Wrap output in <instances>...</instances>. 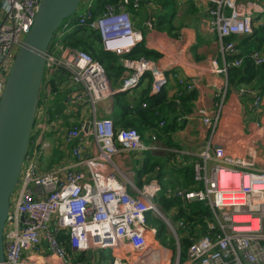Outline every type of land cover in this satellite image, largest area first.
<instances>
[{"label":"built area","instance_id":"2783aa9c","mask_svg":"<svg viewBox=\"0 0 264 264\" xmlns=\"http://www.w3.org/2000/svg\"><path fill=\"white\" fill-rule=\"evenodd\" d=\"M203 1L221 43L232 34H250L264 17V10L254 2L244 3L248 0H240L242 4L239 0H211L210 7ZM39 4L40 0H0V98ZM130 4L132 0H110L100 8V0H83L78 14L65 19L56 33L46 77L57 85L58 96L68 105L65 115L77 116L78 121L66 128L50 119L48 99L54 93L49 84L47 102L44 106L42 96L20 182L11 199L4 232L5 263L149 264L158 253L152 245L159 243L158 228L149 219H159L166 223L177 248L176 257L165 258L167 264H182L183 240L191 264H264V166L256 164L258 157L252 147L249 156H235L221 147L211 151L208 143L201 152L202 161L193 163V184L178 188L163 189L157 178L137 182L115 162L120 150L158 149L157 134H148L151 141L147 145L138 129L120 127L113 118L98 116V104L111 100L117 91L138 86L149 73L151 92L158 93L169 75L153 60L124 57L121 63L130 75L121 87L114 88L103 64L88 51L69 45L68 34L87 25L99 33L105 51L119 56L130 53L143 39L134 26ZM225 43L226 54L239 53L233 42ZM251 57L255 64L264 62V47L255 49ZM231 65L243 66L244 58ZM179 81L184 82L181 77ZM190 88H195L194 82ZM242 91L255 96L252 107L259 109L261 95L255 90ZM197 113L204 116L205 123L213 117L214 128L222 118L221 111L211 117L205 109ZM54 131L59 133L62 148L69 146L70 152L64 150L62 161L47 169L48 152L60 140L51 138ZM162 192L179 199L178 209L186 213L191 212V203L205 204L210 223L207 231H201L199 222L174 219L178 210L161 206Z\"/></svg>","mask_w":264,"mask_h":264},{"label":"crops","instance_id":"0c3cea01","mask_svg":"<svg viewBox=\"0 0 264 264\" xmlns=\"http://www.w3.org/2000/svg\"><path fill=\"white\" fill-rule=\"evenodd\" d=\"M205 1L209 7L213 5L211 0ZM143 2L140 3L139 0L138 5L132 3L128 7L131 12L133 11L135 28L140 30L143 36V39L137 44L136 48L139 44L144 43L146 47L159 53V56H155L154 59L150 60L155 61L169 75L165 89L170 99L177 95L179 85H181L173 77L175 73L180 75L179 78H190L191 83L194 82L198 94L194 102V110L190 114L191 116L187 119L180 118L182 123H178L180 127L172 134L175 145H168L157 135L158 149L153 150L151 154L155 155L161 152L163 154L175 153L170 166L175 170L172 172L176 174V171L181 167L189 165L193 167V163L202 161L201 152L206 148L208 143H210L211 151L216 149L215 146H219L224 148L226 153L235 156H249L248 149L252 147L251 152L255 153L258 157L256 164L263 167L264 146L261 145V134L264 130V96H261L262 102L260 108L253 109L252 104L255 96L242 91L246 89L243 84L234 85L229 83L228 54L222 49L217 30H212L214 18L207 11L205 2L203 0H174V5L170 4L165 7H162L163 4H160L158 1L143 0ZM251 2L262 4L260 1ZM256 6L264 10V5L262 7L256 4ZM261 13L264 14V12ZM262 20H264L263 16L258 21ZM129 75L130 71L124 68L122 77L125 79ZM149 75L151 74L149 73L142 78L138 86L122 91V93L127 95L129 101H132L131 104L139 103L140 97L149 84ZM122 85L123 82L114 88H119ZM151 91L150 89L149 95L160 93H152ZM117 92L119 93V91ZM255 92L257 93L258 91L255 90ZM58 97V95L52 94L48 99L50 119L53 120L54 124H62L66 128H69L78 121V117L73 116L72 118L71 115L66 116L64 111L58 109L56 106ZM115 101V95H113L111 100L100 102L97 106V109L100 108L98 116L111 117L117 122V125H122L124 110L122 106H118L119 110L116 113ZM200 109H205L210 117L217 111H221L222 118L218 126L214 128L212 124L213 117H211V122L205 123L204 116L197 113ZM162 121L164 120H160L159 123L160 128H164L167 123L164 122L161 125ZM151 132L156 133L154 129H150L146 131L143 138L148 140V134ZM53 134H56L53 139L54 141L60 139L59 133L54 131L52 132ZM61 144V139L54 143L51 152H48V156L44 162L45 168L50 169L58 165L62 161V159L60 161L59 157L63 156L64 150L70 152L69 146H66L65 149L62 148ZM55 154L58 156V159L53 161L51 165ZM138 159L139 156L133 155L132 151L120 150V154L115 156V162L120 168L129 172L137 182L140 181L142 183L146 180V175L142 172H135L134 166L137 165ZM210 163L212 164L214 161ZM172 208L177 209L179 212L184 211L185 214V210L183 208L178 209L177 205H173L168 210ZM205 213L203 210L198 219L202 232H206L207 226L210 224L207 221L209 216L205 217ZM192 214L193 211L180 217H178L179 214L177 216L175 214L176 217L174 216V219L183 218L194 224L196 220L193 219V221L189 218ZM212 218L213 216L211 215L210 219ZM151 222L158 228L156 241L159 243L158 245H152L158 253L154 254V258L149 264H167L165 258L169 259L171 256L174 258L177 255L175 239L171 235L166 223L161 221V225L159 223L156 224L155 219L151 220ZM183 241L180 263L191 264L186 254L187 241Z\"/></svg>","mask_w":264,"mask_h":264},{"label":"trees","instance_id":"16d2710c","mask_svg":"<svg viewBox=\"0 0 264 264\" xmlns=\"http://www.w3.org/2000/svg\"><path fill=\"white\" fill-rule=\"evenodd\" d=\"M109 1L110 0H100V8ZM153 1H158L160 4H163L162 7H165L166 5L169 6L170 4L174 5L175 3L174 0ZM257 1H260L264 5V0ZM132 3L134 4V0H132ZM140 3H144L143 0H140ZM131 14L132 17H134L133 11ZM225 41L233 42L239 52L235 55L228 54L227 56L229 83L234 85L243 84L247 90H256L263 97L264 62L255 64L251 54L255 49L264 47V20L256 22L253 26V31L250 34H232L231 36H228ZM68 43L73 47H80L88 51L94 58L98 59L106 69L113 87L119 86V84L124 80V77H122L124 70V67L121 65L122 58H145L150 60L154 59L155 56H159V53L149 49L144 43L139 44L136 49L123 56L105 51L102 48L99 33L87 25L77 26L75 30L68 34ZM242 57L244 58L243 66L237 67L231 65L235 59ZM179 76L180 75L178 73L173 74V77H175V79H177L180 83ZM149 77V84L143 95L140 97L139 103L131 104L132 101H129L125 93L119 92L115 95V106H122L124 110L122 125L119 126L136 128L143 137H145L146 131L154 129L160 139L168 143V145H175L172 134L180 127L178 124L181 122L180 118L187 119L193 112L194 102L198 96L197 91L195 88H190V78H183L184 82L179 85L177 95L174 98L170 99L168 97V92L165 88L158 94L149 95V90L152 85L151 75H149ZM52 84L53 86L51 92L54 94L57 92L58 95L59 91L57 85H55V83ZM143 102L146 103L145 108L141 106ZM160 120H164L163 122L165 123L167 122L164 128L159 127ZM62 154L65 156L64 153ZM63 156L59 157L60 160ZM173 157H175V153L151 154L146 159L142 167V173L146 175V181L151 178H157L162 184L163 189L167 187L178 188L191 186L193 184L194 168L191 165L181 167L176 171V174H174L173 172L175 170H173L170 166V163L173 161ZM57 159L58 158H53L51 165L53 164V161H56ZM159 202L164 209L168 210L173 205H178L180 200L174 197H167L165 193L162 192ZM189 206L191 212L193 211L194 214V216L190 215L189 218L192 220L195 219L196 222H198L199 216L203 210L207 212V206L203 203L194 202L189 204ZM178 212V217L186 214V211L185 214L184 211ZM149 220L151 221L153 219ZM155 221L156 224L159 223L161 225V221H158L157 219H155ZM179 231L182 232L181 229Z\"/></svg>","mask_w":264,"mask_h":264},{"label":"water","instance_id":"95a60500","mask_svg":"<svg viewBox=\"0 0 264 264\" xmlns=\"http://www.w3.org/2000/svg\"><path fill=\"white\" fill-rule=\"evenodd\" d=\"M82 1L40 0L34 24L6 78L0 98V264H6L5 225L31 143L50 48L64 20L76 13Z\"/></svg>","mask_w":264,"mask_h":264},{"label":"rangeland","instance_id":"374dc122","mask_svg":"<svg viewBox=\"0 0 264 264\" xmlns=\"http://www.w3.org/2000/svg\"><path fill=\"white\" fill-rule=\"evenodd\" d=\"M257 1V0H256ZM248 2H250V1H244V3L246 4V5H248ZM239 3H241L240 2V0H239ZM242 4V3H241ZM255 4H257V5H260V6H262L263 7V4H258V3H255ZM245 7H250V6H245ZM218 9V6L216 7V10ZM229 9H231L232 10V8H230L229 7ZM221 12L222 13H224V11H223V8L221 9ZM78 14V12H76L75 13V15H77ZM216 18H217V16H216ZM214 21V20H213ZM214 28L212 27V30H213ZM226 43H225V40L221 43V45H222V49H224V45H225ZM80 48V47H79ZM50 74V72H48V75ZM49 84H52V80L51 79H49V78H45V83H44V87H43V93H42V96H43V100H44V106L46 105V102H47V96H48V90L50 89V87H49ZM52 95V94H51ZM56 106L58 107V109H61L62 111H68V105L65 103V101H64V99H63V97H62V95H59V97H58V99H57V102H56ZM55 110V109H54ZM99 110H100V108H98V110H97V113H99ZM115 110H116V113L118 112V110H119V107H118V105H116L115 106ZM60 111V110H59ZM64 115V114H63ZM55 135L56 134H53V136H51V138H54L55 137ZM150 141H151V139H148V140H145V142H146V144L148 145V144H150ZM141 154L142 156H140L139 157V159H138V161H137V165H136V167H135V172H137L141 167H142V164L146 161V159L151 155V153H152V151L150 150V149H146V150H142V151H133L132 152V154L133 155H135V154ZM162 153V152H161ZM53 158H58V156L55 154L54 156H53ZM18 187V186H17ZM168 188V187H167ZM17 189V188H16Z\"/></svg>","mask_w":264,"mask_h":264},{"label":"bare ground","instance_id":"6f19581e","mask_svg":"<svg viewBox=\"0 0 264 264\" xmlns=\"http://www.w3.org/2000/svg\"><path fill=\"white\" fill-rule=\"evenodd\" d=\"M122 92V91H121ZM118 93V92H117ZM225 93V92H224ZM114 95H116V94H114ZM182 230V232L181 233H184V230L182 229V228H178V230Z\"/></svg>","mask_w":264,"mask_h":264},{"label":"flooded vegetation","instance_id":"af4514ba","mask_svg":"<svg viewBox=\"0 0 264 264\" xmlns=\"http://www.w3.org/2000/svg\"><path fill=\"white\" fill-rule=\"evenodd\" d=\"M44 83H45V80H44ZM43 91V90H42ZM43 93V92H42Z\"/></svg>","mask_w":264,"mask_h":264},{"label":"clouds","instance_id":"9594fccd","mask_svg":"<svg viewBox=\"0 0 264 264\" xmlns=\"http://www.w3.org/2000/svg\"><path fill=\"white\" fill-rule=\"evenodd\" d=\"M165 88V87H164Z\"/></svg>","mask_w":264,"mask_h":264}]
</instances>
